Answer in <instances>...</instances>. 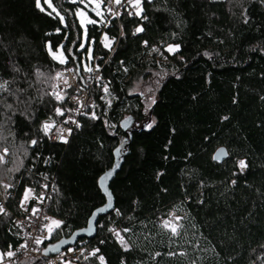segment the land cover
Masks as SVG:
<instances>
[{
  "label": "trees",
  "instance_id": "1",
  "mask_svg": "<svg viewBox=\"0 0 264 264\" xmlns=\"http://www.w3.org/2000/svg\"><path fill=\"white\" fill-rule=\"evenodd\" d=\"M52 3L63 23L43 0L45 12L36 0H0V81L20 90L0 94V155L7 149L0 182L12 185L13 195L0 215V252L24 240L15 220L34 217L35 204L20 209L25 190L38 195L51 180L43 213L62 221L51 243L86 228L106 203L98 180L117 157L124 162L110 190L120 214L101 218L96 238L83 240L99 249L85 264H100L101 255L106 264H264V0H144L147 20L128 16L126 4L118 5L119 19H109L103 4L104 21L88 26L91 60L79 47L82 4ZM139 25L144 31L133 35ZM100 28L115 38L114 51L103 46ZM49 42L53 51L64 45L66 64L52 60ZM168 45L179 51L169 53ZM94 64L102 70L92 89L99 119H82L68 146L50 143L42 122L64 119L54 113L64 101L48 94L55 90L51 77L78 65L82 76L84 65ZM220 150L227 155L214 159ZM171 213L183 217L179 236L158 222ZM113 225L130 229L123 232L129 251L112 237Z\"/></svg>",
  "mask_w": 264,
  "mask_h": 264
},
{
  "label": "snow or ice",
  "instance_id": "2",
  "mask_svg": "<svg viewBox=\"0 0 264 264\" xmlns=\"http://www.w3.org/2000/svg\"><path fill=\"white\" fill-rule=\"evenodd\" d=\"M71 2L72 3H76L77 0H71ZM149 2H151V0H149ZM43 3L46 4L48 6V8L52 9V11L47 12V14L49 16H52L53 13H55V16L59 18L61 23L64 22V16L61 15V13L58 11V9L53 5L52 0H43ZM79 3L85 4V6H88L89 4H94L95 7L92 8V11L96 14V16L101 17V19L103 20L104 12L101 10V6L104 4V0H79ZM109 3L110 4H115V5L126 4L127 6H130V9H131V10L127 11L128 16H130V17L131 16H135V17H138V18H140L142 20H147V16L143 15V13H144V8H143L144 0H109ZM36 7L41 12H45L46 11L45 7L41 4V0H36ZM107 11L112 15L113 18H118L122 14L118 10L117 11H113V9L111 7H108ZM76 15L79 18L80 26L83 28V40H84L85 43H87V42H89L87 25H89V24L95 25V24L98 23V21L90 18L88 16V13L86 11H84L83 8L78 9ZM244 22L247 23V18H245ZM107 23L110 24L111 21L109 20V21H107ZM65 27H67V25H65ZM59 31H60V29H57V32H59ZM143 31H144L143 25H139V26H137L134 29L133 35H137V34L143 32ZM121 34L123 35V25H121ZM114 42H115V38H110L107 34H104L102 43H103V46L105 48L111 50V46H112V44ZM92 43H94V41H92ZM144 43H145V45H147V41H145ZM46 47H47V51L50 54L52 60L58 61L60 64H66L68 62V58H67V56H65L64 51H63V49H64V45L63 44L59 45L58 49L56 51H53V48H52V45H51L50 42L47 44ZM79 47H80V49H83L84 48V43H81L79 45ZM179 47H180L179 45H168L166 50L169 53L175 54L177 51H179ZM152 50L153 51H157V52L159 51V49H157V48H153ZM69 52H71V49H69ZM89 59H91V51L90 50H89ZM84 69H85V71L91 73L93 71H98L99 70V66L97 65L96 68L93 69L92 67H89L88 65H84ZM13 70L14 71H19V69L15 68V67H14ZM68 71H75L78 74L79 65L77 66V68L75 70L69 69ZM125 71H126V69H125ZM35 74L37 75V77L44 76V74L39 72V70H37ZM51 79H55L57 81H62L66 86L71 87V85L68 84V80L65 77L63 72H57L54 77H51ZM96 79L99 80V79H102V78L101 77H96ZM9 83L10 82L7 81V80L0 81V94H2L4 92H7L10 96H15L16 92H18L20 90H18V89L17 90H10L9 89ZM56 87H58V85ZM103 91L105 93L108 92L107 86H104ZM48 94L52 95L53 98L55 99V101H57V102H63L65 100V98H66L60 91H55L54 90L53 92L48 93ZM72 99L74 101H76L77 104L79 105V107L75 109V113L77 115L86 114V113H81V111H80L81 108L85 107L83 102L79 101L78 97H72ZM0 103H2V101H0ZM153 103H155L154 100H153ZM109 104H110V101H109ZM89 106L95 107L94 104L93 105H89ZM4 107L9 109V110L12 109V105L11 104L4 105ZM73 111H74L73 109H62L60 107H55V109H54V113H55L56 116H64L66 112L71 113ZM91 118L92 119H99V117H97L95 115V112L91 113ZM225 119H227V117H225ZM69 122L74 124L76 126V128L80 127L79 122L77 120H75L74 117L71 116V115L68 116V118L65 121H63L64 124H67ZM154 123H155V121H152V123H148L146 125V127L148 129H151L153 127ZM127 125H128V121H125V127H127ZM54 128H56L55 121L49 119V120H46V121L42 122L40 131H42L45 136H49ZM57 131H58V135L56 136V139L61 141L62 143L67 144L68 143V137L71 136V134H72V129L71 128H64L63 126H61V127H59L57 129ZM65 133H66V135H65ZM30 143H31L32 146H35L37 144V140L33 139V140H31ZM126 143H127V140L123 141L121 146L115 149V153L117 155L121 154L122 149L124 148V144H126ZM5 155H7V149H4L3 150V155H0V161H3ZM225 155H227V153L224 150H220V152L216 156H214L213 158L219 160L221 158V156H225ZM116 167H119V165L117 164ZM238 167L241 170V172H243V170L247 167L246 161L240 160L238 162ZM114 171H115V169H113L112 171L104 174L98 180L99 187L107 195V206L100 208L97 213H94L92 220H94L95 215L100 214V213H104L109 208L112 207V195H111V192H109L108 188L106 187V181L111 178V176H112ZM45 179H46V177H45ZM233 183H235V181H233ZM3 187L5 189H8V188L12 187V185L11 184H5V185H3ZM43 187L47 188L48 185L45 184V185H43ZM30 198H34V199L38 200L41 203L44 200V196L43 195L36 196L35 193L33 192V189L27 188L25 190V192H24L23 200L21 201V204H20V207L22 209H24L25 211L28 210L25 207V205L29 201ZM114 210L116 211L117 215L120 214L118 209H114ZM39 211H40V209L33 208L32 209V216H36ZM7 214H8L7 210L4 208L3 204L0 203V215H7ZM44 219L45 220H49L50 223L49 224H45L43 226V229H41V231H43L44 229H47L48 236L47 237H40V236L36 237L35 240H34V243L36 245L42 244L44 239H51L52 232L55 229H59L61 227V225H62V221L55 220V219H52V218L47 217V216H45ZM182 219H183V217H179V216H176L175 213H171L169 219H164L162 221L161 227L163 229H166L172 236H179L180 235V229L183 227V225L181 223H179V222ZM91 222L92 221H90V223ZM109 231L114 234V236L116 237V239L118 240V242L120 243V245H121V247L123 248L124 251H129L130 250L127 241L125 240L124 236L121 234L120 231H117L114 228H110ZM122 231L123 232H128V231H130V229L125 228ZM62 243H64V242H62ZM101 243H103V241H101ZM19 247L20 248H27V243L21 244ZM9 248H11V246H9ZM59 248H60V246L57 245V246L51 247L50 249H45V255H47V253L49 251L59 252ZM36 250H38V249H36ZM69 251H71V249H69ZM98 252H99V249L97 248V249H95V250H93L91 252V255L92 256H96ZM15 254L16 253L11 251V250H9L6 253L0 252V264H3V260H4L5 256L11 258V257L15 256ZM157 255H159V253H157ZM169 255H185V253H169ZM98 259L100 261V264H106L104 256L101 255V256L98 257Z\"/></svg>",
  "mask_w": 264,
  "mask_h": 264
},
{
  "label": "built area",
  "instance_id": "3",
  "mask_svg": "<svg viewBox=\"0 0 264 264\" xmlns=\"http://www.w3.org/2000/svg\"><path fill=\"white\" fill-rule=\"evenodd\" d=\"M104 5H105L106 10L108 7H111L113 9V11H117V10L120 11V7L118 5H115V4H110L109 0H104ZM109 15H110L109 19H119V17H120L119 16L118 18H113L110 13H109ZM100 32L103 33V36H104V34H105L104 28H100ZM103 36H102L101 42L103 40ZM112 50L114 51L113 45L111 47V51ZM96 66H97V64H94L92 66V68L95 69ZM69 69L75 70V68H73V67H65L62 70H60L59 72L64 73L65 77L68 80V84H70L71 87L66 86L62 81L55 80V91H60L66 97L64 102H63L64 107L62 109H73L74 110L71 113L66 112L64 115L63 121H65L68 118V116L71 115L74 117L75 120H77L79 122V124L81 126L82 119H84L88 116H91V113H92V110L94 107H91L89 105H93V104L95 105V100L92 96V89L94 88L95 85H97L100 82L101 79L97 80L96 77L102 78V70H101V67L99 66L98 71H93L91 73L86 72L82 76H78V74L75 71H68ZM57 85H58V87H56ZM72 97H78L79 101L83 102L85 107L81 108L80 111H81V113H86V114L77 115L75 113V109L78 108L79 105L77 104L76 101H74L72 99ZM61 126H63L64 128H71L72 129V134H71V136L68 137V143L67 144L62 143L61 141L56 139V136L58 135L57 129ZM79 128H76V126L74 124H72L71 122H69L67 124L62 123V124L56 125V128H54L52 130V132L50 133V135L46 136V137L48 138L49 142L52 144H59L62 146H68L73 134ZM65 135H66V133H65ZM46 161H51V158H49V157L46 158ZM55 184H56V181L51 180V181H49V183H47V185H48L47 188L42 189L38 195L35 194L36 196H40V195L44 196V200L42 203L39 202L38 200L34 199V198H30L29 201L26 203L25 207L27 209H29L30 203L35 204L36 207L38 209H40V211L37 213V215L34 216L33 218L27 216V218H25L24 220L16 219L14 222L15 225H18L20 227L19 229L24 233V240H23L22 244L27 243V248H20L19 247L18 249L13 251L16 253L15 256L8 259L5 263L3 262V264H12L13 259H16V260L30 259V260H33L35 262H41V264H61V263H64V264H85L88 260H90L91 258L94 257L91 255V252L95 249L90 247L86 241L82 240L76 246L69 248V249H71V251H69V249H67V250L61 252L58 255V257L55 259H52L50 257L45 259L44 254L40 251V246L44 243H51L52 235H53L55 230L52 232L51 239H44L43 243L40 245H36L34 243V240L36 237H38V236L47 237L48 236L47 229H44L43 231H41V229H43V226L45 224L50 223L44 219V217L46 215L43 212L47 208L48 202L52 198V193L54 191ZM3 185H5V183L0 182V203H2L4 208L6 209V202L13 195H12V193H9V188L5 189L3 187ZM20 209L24 210L21 207H20ZM30 213H32V211ZM162 221H163L162 219H159L158 222H160V224H161ZM110 228H114L117 231H120L121 234L123 235V231H122L123 229L121 227L113 225ZM110 233H111L112 237L118 242V240L116 239L114 234L112 232H110ZM36 249H38V250H36ZM42 261H44V263H42Z\"/></svg>",
  "mask_w": 264,
  "mask_h": 264
},
{
  "label": "water",
  "instance_id": "4",
  "mask_svg": "<svg viewBox=\"0 0 264 264\" xmlns=\"http://www.w3.org/2000/svg\"><path fill=\"white\" fill-rule=\"evenodd\" d=\"M123 130L126 132L127 131V127L123 126ZM129 136H130V139H132V134H130ZM219 152L220 151H218V153ZM223 158H224V156H221V158L219 160H221ZM123 162H124L123 159L119 161L118 158L116 157V162H115V165L113 167V169H115V171L113 172L111 178L106 181V187L108 188L109 192H111V190H110V184L115 179V177L119 173V171L121 170L122 165H123ZM117 164L119 165V167H116ZM100 190L102 192V195L106 199V203L102 207H106L107 206V195H106V193L101 188H100ZM111 195H112V207L111 208H109L104 213H100V214L95 215L94 220H92L93 214L94 213H97L98 210L100 208H102V207L96 209L92 213L91 217L89 218L88 224H87V227L86 228L81 229V230H78V231H75L68 238H63V239H61L60 241H58L56 243H50V245H49V247L47 249H50L53 246L59 245L60 246L59 252L49 251L47 253V255H45V251H44V258L47 259V258H49L52 255L60 254L61 252L65 251V250H67V249H69L71 247L76 246L82 240L90 241V240L96 238V235H97V226L99 224L100 219L101 218H104V217H107L108 215H110L114 211V209L116 208V201H115V198H114V195H113L112 192H111ZM90 221H92V222L90 223ZM62 242H64V243H62Z\"/></svg>",
  "mask_w": 264,
  "mask_h": 264
},
{
  "label": "rangeland",
  "instance_id": "5",
  "mask_svg": "<svg viewBox=\"0 0 264 264\" xmlns=\"http://www.w3.org/2000/svg\"><path fill=\"white\" fill-rule=\"evenodd\" d=\"M93 7H95V5L94 4H89L88 6H85V4H82V7H80V9L81 8H83L84 9V11H86L87 13H88V16L90 17V18H92V19H94V20H97L98 21V23L97 24H100V22H102V21H104V19H105V10L103 9V7L101 6V10L104 12V18H103V20L101 19V17H98V16H96V14L92 11V8ZM107 14H108V17H110V15H109V13L107 12ZM89 25H93V24H89ZM89 25H87V30H88V26ZM92 41H94V40H92ZM92 41L91 42H87V43H85L84 42V40H83V34H82V43H84V48H88V51H87V56L89 57V50L91 51V59H92V51H93V44L94 43H92ZM113 45V44H112ZM112 47V46H111ZM90 59V60H91ZM84 60H85V62H86V57L84 58Z\"/></svg>",
  "mask_w": 264,
  "mask_h": 264
},
{
  "label": "bare ground",
  "instance_id": "6",
  "mask_svg": "<svg viewBox=\"0 0 264 264\" xmlns=\"http://www.w3.org/2000/svg\"><path fill=\"white\" fill-rule=\"evenodd\" d=\"M49 245H50V243H44V244H42V245L40 246V251L44 254L45 249H47V248L49 247ZM18 248H19V247H18ZM18 248H17V249H18ZM15 250H16V249H15ZM15 250H13V251H15ZM58 255H59V254H57V255H52V256H50V258L55 259V258L58 257ZM11 258H12V257H11ZM8 259H10V258L7 257V256H5L3 262L5 263ZM18 261H20V260L13 259L12 264H16ZM42 263H44V261H42ZM61 264H64V263H61Z\"/></svg>",
  "mask_w": 264,
  "mask_h": 264
}]
</instances>
